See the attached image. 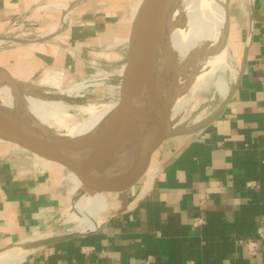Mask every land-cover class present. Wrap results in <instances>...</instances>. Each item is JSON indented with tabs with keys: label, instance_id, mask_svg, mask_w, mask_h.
<instances>
[{
	"label": "crops",
	"instance_id": "1",
	"mask_svg": "<svg viewBox=\"0 0 264 264\" xmlns=\"http://www.w3.org/2000/svg\"><path fill=\"white\" fill-rule=\"evenodd\" d=\"M57 4L70 5L69 12L87 11L75 12L74 44L109 26L107 15L90 16L91 0H0V37L41 29L57 38L68 11ZM234 15L240 73L221 116L196 134L164 143L146 193L122 199L94 233L34 250L20 264H175L180 255L182 264H264V239L257 234L264 220V0H244ZM44 37L13 44L17 49L6 52V61L31 72L45 69L52 39ZM28 73L27 78L35 75ZM35 159L0 143V251L34 239L42 218L48 220L62 204L68 173ZM242 223H250L255 235L238 237ZM226 240L233 242L229 250ZM251 240H257L255 254Z\"/></svg>",
	"mask_w": 264,
	"mask_h": 264
},
{
	"label": "bare ground",
	"instance_id": "2",
	"mask_svg": "<svg viewBox=\"0 0 264 264\" xmlns=\"http://www.w3.org/2000/svg\"><path fill=\"white\" fill-rule=\"evenodd\" d=\"M56 6L59 9L70 7V5L61 4ZM231 28V22L226 11L223 10L221 0H168L162 25L154 29L152 49L158 56V101L161 109L165 107L167 100H170L168 107L170 130L176 127L178 121L179 123L181 121L178 114L187 101H184V98L181 99L183 95L180 97L177 93L184 89V87L182 88L185 83L183 75L190 72V67L199 68L198 79L210 78L219 71H229L233 76L234 86L237 84L240 71L232 65L228 53ZM44 39L47 38L44 37ZM201 43L203 44L202 48H200ZM176 56L185 59L184 65L180 64L183 69L185 67L184 70L187 68L183 75L174 72ZM124 66L119 72V77L123 74ZM174 76L178 78L173 79ZM0 77H3V81L0 83V110L11 122L27 132L34 142L42 145L90 137L98 130L102 121L116 105L114 99L101 106L94 104L73 105L64 101L84 96V94H80L84 84L78 85L77 89L74 87L75 94L65 93L63 89L59 88L58 94L45 97L42 95L43 93L30 90L33 87L37 89L42 87L40 84L35 85L13 76L21 82V85H18L4 77L1 72ZM54 81L55 79L49 84L54 85ZM138 85L134 87L130 95L131 102L143 100L145 86L143 83ZM55 87L57 89V85ZM216 88L222 95V100L226 98L231 89L221 78L216 82ZM199 121H201V117H198L197 122ZM155 130L156 124L152 121L149 113L137 114L107 142L103 151L113 149L114 153L106 163L87 175L89 183L97 185L120 176L150 146L155 136ZM0 143L4 142L0 141ZM73 166L76 168L88 167L90 161L73 164ZM78 195L76 210L78 212L85 208L87 210V220L82 231L86 232L99 225L98 214L111 209L108 201L109 195L108 193L105 195L104 193H88L82 190L78 191ZM73 232L76 231L68 233ZM64 234L41 236L36 239ZM27 254L28 252H23L19 248L10 249L0 254V264H20Z\"/></svg>",
	"mask_w": 264,
	"mask_h": 264
},
{
	"label": "rangeland",
	"instance_id": "3",
	"mask_svg": "<svg viewBox=\"0 0 264 264\" xmlns=\"http://www.w3.org/2000/svg\"><path fill=\"white\" fill-rule=\"evenodd\" d=\"M91 1H93L95 5L91 11H88L90 12V16L99 14V16L107 15L109 17L107 20L109 26L107 25L106 29H101L98 31V33L94 32L93 34H87L88 37L86 40L74 44L72 40H76V37L72 36V20L75 18V14L79 13L83 9L70 11L68 12L67 18V25L69 29L67 31L64 30L66 28L65 26L60 28L62 25L60 24L59 30L56 32L58 33L57 38H54V35H47V33L45 31L43 32V30L41 29L40 31H26L21 37L15 35L10 36L14 40H18L13 43L14 45H16V43L20 41L41 40L44 36L52 39L51 42H48L49 47L46 49L48 51L47 53L51 54V59L45 69H39L36 71L32 70L31 72L28 70V68H25L21 64H18V66L16 65L17 68H15L14 64H11L9 60L6 61L5 58L7 57V55L8 57L11 55L10 53L7 54L6 52H8L9 50L12 51L14 49H17V46L15 47L12 43H7L0 46V61L4 60V62L1 63L0 66L7 70L11 69V74L17 78L27 80L29 83H33L35 85H42V87L38 89L36 87H33L30 90L33 92L43 93L42 95H44L45 97L58 94L57 91L59 88L63 89L65 93H74V87L75 89H77L78 85L82 86L84 84L83 89L80 90V94H84V96L64 101L73 105L88 106L89 104H94L97 106H101L110 102V100L115 99L120 82L119 72L125 65L128 58V49L126 47V43L129 42L133 19L142 0ZM221 1L223 10L226 11V15L228 16L232 27L231 37L228 45L229 59L232 65L240 71L239 65L241 53L240 47H238L237 45L236 37L233 34V29L235 24L234 14L236 13V11H239L241 9L244 0ZM85 7L87 6H84V8ZM57 9L58 8L56 7H48V10L52 11H58ZM84 12L87 11L85 10ZM85 17L87 18L89 17V15H86ZM56 22L58 21H55V23ZM24 47L29 46L25 45ZM202 47L203 44L201 43L200 48ZM40 57L37 56L36 59L39 60ZM184 63V58L176 56L174 58V72L181 73V75L186 73L185 71L187 70V68L186 70H184L185 67L184 69L183 67H181L184 65ZM198 70L199 68L196 66L190 67V72H187L186 75H183V78H185V83L183 84L184 86H182V88L184 87V89L182 90L183 92L181 91L177 94H179V96L183 95L182 97L180 96L181 99L184 98L183 100L187 102L178 114L181 121L180 123L179 121L177 122L175 128L190 129L195 125L201 123L202 121H205L216 112V110L223 102L222 95L216 88V82L219 80V78L223 79V81L230 86L231 89L229 90L228 94L235 87L233 84V76L229 71H219L212 75L210 78L198 79ZM28 72H30V74L32 75L33 73H35L34 77L27 78V76H29ZM51 75H53V77H51ZM175 77L176 76H174L173 79H175ZM53 78L55 79V81L57 80L56 82L54 81V85H57V89L54 85L49 84L54 80ZM193 78L194 80H192ZM2 81L3 77H0V83ZM198 117H201V121L199 122H197ZM5 144L12 148L14 147L8 143ZM161 148L152 156L153 158L150 160L145 175L142 176V178L134 187L127 190L123 194L108 193V201L111 209L105 210L104 212L97 215V217L99 218V225L109 217L110 213L113 211L112 209L116 208L117 203L119 205L122 199H125L126 196L131 197L132 195L134 198H138L146 193L148 188L151 186L152 181H154L155 179L157 169L160 168ZM27 156H29L31 160H36L30 155ZM37 160L39 161V159ZM49 165L50 164L46 163V168H48ZM40 170L42 169L39 168L38 171ZM67 179L68 181L65 182L62 181V178L60 180L62 181V204L60 205L59 209H56L53 213H51V215H48V217H50L48 220L45 219L46 217L42 218L44 222H42V226L33 236L34 239L42 235L49 236L47 235L48 233H53L56 231L70 232L77 230L81 231V228L84 229L85 222L87 220V210L85 208L84 210L81 209V211L78 212L76 210V205L79 200L78 191L86 190L82 187L80 180L73 173H68ZM77 181L78 183L76 184ZM105 194L106 193H104V195ZM93 201L94 198L92 202ZM113 206L115 207L113 208ZM67 221L69 223V227H67Z\"/></svg>",
	"mask_w": 264,
	"mask_h": 264
},
{
	"label": "water",
	"instance_id": "4",
	"mask_svg": "<svg viewBox=\"0 0 264 264\" xmlns=\"http://www.w3.org/2000/svg\"><path fill=\"white\" fill-rule=\"evenodd\" d=\"M167 3L168 0H142L130 31L128 58L114 99L116 105L93 135L52 145L38 144L0 110V141L10 144L16 150L34 158L38 159L39 157L51 162L66 173H73L88 193H123L139 182L145 174L152 156L160 150L167 140L196 134L216 121L232 98L235 87L212 116L190 129L173 128L170 130L168 124L170 100H167L163 109L159 105L158 56L152 49V41L155 34L154 29L157 26L161 27L165 18ZM0 72L4 77L21 85V82L6 69L0 67ZM142 83L145 86L143 100L131 102L130 95L134 87L138 84L140 86ZM144 112L149 113L152 121L156 124L155 136L150 146L116 179L91 185L87 175L106 163L107 159L114 153L113 149L103 151L107 142L137 114ZM85 161H90V166L83 168L73 166V164H83ZM96 228L98 226L86 232L76 231L64 235L22 241L1 250L0 254L13 248H19L23 252L29 253L44 247L86 237L94 233Z\"/></svg>",
	"mask_w": 264,
	"mask_h": 264
},
{
	"label": "built area",
	"instance_id": "5",
	"mask_svg": "<svg viewBox=\"0 0 264 264\" xmlns=\"http://www.w3.org/2000/svg\"><path fill=\"white\" fill-rule=\"evenodd\" d=\"M69 10L70 9H68V11H64L65 12V18L66 19L65 20L63 19L62 20L63 23H62V26H61V28L63 26L66 27L64 30H66L68 28L67 18H68V12H69ZM63 18H64V16H63ZM21 30L23 31V29H21ZM15 41H18V40H14L10 36L0 37V45L7 44V43H12L13 44ZM248 186H250V187H257L258 185L255 182H250L248 184ZM198 221H199V223H202V219H199ZM257 234H258V239H264V220H263L261 226L259 227V229L257 231ZM256 241L255 240L249 241L251 254H255L256 253ZM185 264H194V263L191 262V261H189V262H186Z\"/></svg>",
	"mask_w": 264,
	"mask_h": 264
},
{
	"label": "trees",
	"instance_id": "6",
	"mask_svg": "<svg viewBox=\"0 0 264 264\" xmlns=\"http://www.w3.org/2000/svg\"><path fill=\"white\" fill-rule=\"evenodd\" d=\"M239 228L238 230V237H252L255 235V230L252 229V226L250 223H242L241 225L237 226ZM213 242H216L215 240ZM208 244H211L210 239L208 238ZM233 242H231L230 240H226L225 241V246L224 249L229 250L232 247ZM184 255H180L179 257H177L175 264H182L183 259H184Z\"/></svg>",
	"mask_w": 264,
	"mask_h": 264
}]
</instances>
